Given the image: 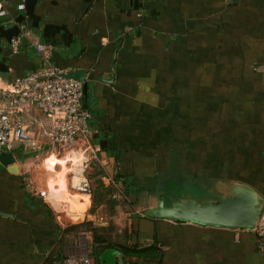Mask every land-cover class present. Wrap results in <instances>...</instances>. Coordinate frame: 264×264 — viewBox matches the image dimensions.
I'll use <instances>...</instances> for the list:
<instances>
[{
	"label": "crops",
	"instance_id": "1",
	"mask_svg": "<svg viewBox=\"0 0 264 264\" xmlns=\"http://www.w3.org/2000/svg\"><path fill=\"white\" fill-rule=\"evenodd\" d=\"M17 2L0 0V25L23 11ZM34 13L16 49L0 36V87L42 65L85 69L91 136L44 160L55 146L42 148L34 118L44 114L28 102L33 139L7 150L16 172L0 162V264H43L60 230L92 206L91 189L74 185L81 174L90 185H123L129 208L110 194L114 210L102 203L87 219L110 220L144 258L155 243L158 264H264L253 231L148 216L159 197L145 204L147 189L126 191L131 182L180 175L220 194L223 180L264 194V0H37ZM49 24L58 27L51 41L43 35ZM65 235L63 255L90 252V231ZM116 258L129 264L135 256Z\"/></svg>",
	"mask_w": 264,
	"mask_h": 264
},
{
	"label": "built area",
	"instance_id": "2",
	"mask_svg": "<svg viewBox=\"0 0 264 264\" xmlns=\"http://www.w3.org/2000/svg\"><path fill=\"white\" fill-rule=\"evenodd\" d=\"M17 8L24 10V0H18ZM5 9L0 7V16ZM8 21H15L14 18ZM16 22V21H15ZM20 29L24 23L19 22ZM10 44L16 49L18 36L10 37ZM36 48L44 52L46 44L37 42ZM83 82L65 75V71L57 65H42L25 74L16 76L9 86L0 87V152L10 150L15 142L32 141V133L25 123V115H29L28 102L33 103L44 114V120L34 118L51 143L62 148H69L78 140L89 138L91 130L88 119L91 112L83 105ZM83 173V172H81ZM81 191L88 189V177L81 174L75 182ZM264 250V204L259 212L256 226L251 229ZM53 264H93L90 255L83 252L69 254Z\"/></svg>",
	"mask_w": 264,
	"mask_h": 264
},
{
	"label": "water",
	"instance_id": "3",
	"mask_svg": "<svg viewBox=\"0 0 264 264\" xmlns=\"http://www.w3.org/2000/svg\"><path fill=\"white\" fill-rule=\"evenodd\" d=\"M85 72L83 68L70 69L65 72L66 76L83 82L84 95L88 88ZM0 162L8 165L11 171H17V162L13 152H0ZM216 187L222 193L215 200L201 203L189 196L176 199L171 204H165L164 199L159 197L155 204L145 208L143 212L152 217L191 220L228 228L253 229L264 204V194L255 186L239 181L223 180ZM116 256H122L121 250L116 247H107L100 252L99 261L101 264H123L117 261Z\"/></svg>",
	"mask_w": 264,
	"mask_h": 264
},
{
	"label": "trees",
	"instance_id": "4",
	"mask_svg": "<svg viewBox=\"0 0 264 264\" xmlns=\"http://www.w3.org/2000/svg\"><path fill=\"white\" fill-rule=\"evenodd\" d=\"M36 2L37 0H24L25 9L23 11L18 12L15 15L14 19L16 22L12 21L0 25V36L5 37L6 39L9 40L11 36L17 35L20 31L18 23L19 22L25 23L26 19L29 17L32 19L33 22L36 23L38 20L36 14L34 13V6ZM138 3L139 2H137L136 4ZM149 10L151 11V13L154 14L155 12L154 8H150ZM57 31H58V27L49 24L45 26L43 35L47 41H51L52 35ZM68 39L69 38H67L66 40ZM147 75L149 74L147 73ZM186 76L187 74L185 73V77ZM100 146L103 149L111 148L106 136L101 135ZM119 174H124V173L119 172ZM157 183L158 181L157 182L153 181L152 183H147V184L140 182H131L129 184H126V191L134 193L135 195H137L139 191L145 189H147L148 192H154L156 190ZM156 194H157L156 196L162 197L161 194L158 193ZM97 202L98 201H96V199L93 196L92 206L96 205ZM80 230L91 231L92 240L90 242L91 250L89 254L94 256V260L96 264L100 263L99 261L100 252L107 247H116L119 250H121L125 255L135 256V258H131L129 260V264H150L151 262L158 264L160 262V257H161L160 249L155 243L150 246H147V254H149L150 257L144 258L143 257L144 248H136L134 246H129L128 244H125L123 240L120 238L124 234H121L120 232L117 233L114 228V224L112 222H108L105 225H99V224H95L90 219H84L81 222L67 225L65 228L60 230L61 233L59 240L55 245V247L49 252L47 257L44 259L43 264H53L55 261L64 258L65 255H63V247L68 243L65 233L66 232L77 233Z\"/></svg>",
	"mask_w": 264,
	"mask_h": 264
},
{
	"label": "rangeland",
	"instance_id": "5",
	"mask_svg": "<svg viewBox=\"0 0 264 264\" xmlns=\"http://www.w3.org/2000/svg\"><path fill=\"white\" fill-rule=\"evenodd\" d=\"M37 138H38L39 142L41 143L42 148H44V147H46V145H48L49 148L46 149L47 151L51 150V148L53 149V146H55V148L53 150L54 152H52V150H51L45 156L42 157L44 160H46V161L50 160L52 158V156L54 155V153L59 154L60 157H63V152L59 153V151H63L64 147L60 148L59 144L51 143L50 140L47 138V136H45L44 134H41V129H39V134H38ZM27 145H28V143H26V146ZM56 145H59V146H56ZM46 152L43 150V154H45ZM33 154L34 153H32L30 156H34ZM55 161H56V159H55ZM94 171H97V170L93 167L91 170H89V172H88L89 175H90V173H94ZM102 173H103V171H101L100 173H97V174L100 175ZM183 178L184 177H182L180 175L177 177H175L174 175H172V176H166L165 175V176L159 178L156 190L154 192H147V196H145L146 200L144 201L145 204H149L150 199H151L150 202L152 201V204H153L154 203L153 196H156L157 195L156 193L161 194L162 198L164 199L165 204H171L176 199H184V198L189 197V196L196 198L198 202L205 203L208 201L215 200L220 196V192L216 189H213V190H211L209 188H207V190L200 189V188H198L199 186L197 187V185L195 183H193V185L192 184L189 185L187 182H185V179H183ZM88 185L89 186H88L87 191L91 189V193L93 194L96 201H98L99 203L97 202L96 205L89 207L88 212H85L84 215H81L80 217H78L77 221H75V222L71 221L73 223H68L69 225L75 224V223L83 221L84 219H87L88 216L90 217V215H88L87 213H89V212L95 213L98 206L102 203L104 204L103 207H106V209L112 208L114 210L113 200H109L108 203H107V201H105V200H107V198L110 194H111L110 197L112 195L117 197V200L119 201L118 205L121 208H129L130 203L128 201H126V199L124 197H122L123 193H124V189H123V185L121 183H119L117 185H113L111 188L110 185H107V186L104 185L103 186L101 183H98L95 186L90 185L89 180H88ZM100 193H101V195H103V194H107V195H105L104 198L101 199V197H99ZM155 199L157 200L158 198H155ZM156 200H155V202H156ZM87 209H88V207H87ZM108 222H111V221L109 220ZM84 231H90V230H84ZM256 244H257V247L260 248V246L258 244V240H257ZM85 253H87L89 255L88 251Z\"/></svg>",
	"mask_w": 264,
	"mask_h": 264
},
{
	"label": "bare ground",
	"instance_id": "6",
	"mask_svg": "<svg viewBox=\"0 0 264 264\" xmlns=\"http://www.w3.org/2000/svg\"><path fill=\"white\" fill-rule=\"evenodd\" d=\"M56 146H59V145H56ZM61 148V146H59ZM69 150V149H68Z\"/></svg>",
	"mask_w": 264,
	"mask_h": 264
}]
</instances>
